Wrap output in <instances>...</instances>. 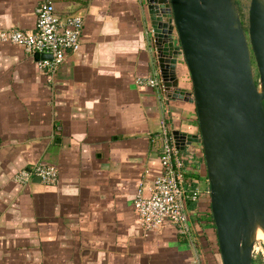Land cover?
<instances>
[{
  "label": "crops",
  "instance_id": "obj_1",
  "mask_svg": "<svg viewBox=\"0 0 264 264\" xmlns=\"http://www.w3.org/2000/svg\"><path fill=\"white\" fill-rule=\"evenodd\" d=\"M45 1L60 8L55 0H0V30L34 31ZM60 1L72 10L60 14L82 15L85 24L80 48L54 72L0 39V264H49L48 256L67 264H223L215 230L197 224L211 206L196 107L177 86L167 89L164 75L187 91L191 81L182 61L174 75L164 43L161 67L147 0ZM156 74L165 88L138 83ZM161 128L199 191L192 239L173 225L143 231L134 209L139 188L147 194L160 174ZM40 163L58 170L55 184L15 179Z\"/></svg>",
  "mask_w": 264,
  "mask_h": 264
},
{
  "label": "water",
  "instance_id": "obj_2",
  "mask_svg": "<svg viewBox=\"0 0 264 264\" xmlns=\"http://www.w3.org/2000/svg\"><path fill=\"white\" fill-rule=\"evenodd\" d=\"M147 10L161 67L164 43L174 75L182 61L191 81L187 91L164 75L196 107L222 262L252 264L264 228V0H251L247 32L235 0H147Z\"/></svg>",
  "mask_w": 264,
  "mask_h": 264
},
{
  "label": "built area",
  "instance_id": "obj_3",
  "mask_svg": "<svg viewBox=\"0 0 264 264\" xmlns=\"http://www.w3.org/2000/svg\"><path fill=\"white\" fill-rule=\"evenodd\" d=\"M84 24L82 15L60 14L52 1H45L38 9L34 31L20 28L1 29L0 39L20 45L31 54H51L52 59L43 60L40 65L54 72L69 51L80 48ZM138 83L160 89L164 87L158 74L139 78ZM160 137V174L153 179L147 194L144 186L139 188L133 204L134 209L143 231L173 225L181 237L191 238L193 228L188 202L197 201L199 191L192 189L186 158L176 147L168 128L162 130ZM36 176H39L44 184L53 185L58 179V170L54 166L40 163L30 170L21 171L16 180L28 183Z\"/></svg>",
  "mask_w": 264,
  "mask_h": 264
},
{
  "label": "rangeland",
  "instance_id": "obj_4",
  "mask_svg": "<svg viewBox=\"0 0 264 264\" xmlns=\"http://www.w3.org/2000/svg\"><path fill=\"white\" fill-rule=\"evenodd\" d=\"M56 4L58 6H60V10H63L65 12H71L72 10L71 9H65V6H70V2H67V1H60L58 2V0H55ZM239 4L242 6L241 9H240V13H241V18H242V21H243V24H244V28L246 30V32L248 31V15H249V8H250V2L251 0H239ZM247 26H246V25ZM182 65L185 66L184 62H182ZM184 70V69H183ZM182 68H179V74L182 76L184 75V72H186V69L183 71ZM254 70L256 72V68L254 66ZM172 73L171 71L169 72H166V74L169 76V74ZM184 78V77H183ZM256 79H258L257 77V73H256ZM162 128H164V126L162 125ZM161 128V133H162V129ZM20 174V173H18ZM17 174V175H18ZM16 179V177H15ZM188 239H192V236L191 238H188ZM42 250L43 249H40V252L42 254ZM23 251V249L19 250V249H16L15 251V254L16 253H21ZM29 251V254L30 257L34 256L32 259L34 260V258H38L40 257V254H34V251H36V249H30L28 250ZM34 254V255H33ZM253 261L255 262V264H264V241L263 240H258V241H254V253H253ZM14 258L10 257V264H19V263H14ZM48 261H49V264H67V263H63L61 261L56 263V262H53L52 258L48 256ZM28 262V261H27ZM69 264H72V263H69Z\"/></svg>",
  "mask_w": 264,
  "mask_h": 264
},
{
  "label": "trees",
  "instance_id": "obj_5",
  "mask_svg": "<svg viewBox=\"0 0 264 264\" xmlns=\"http://www.w3.org/2000/svg\"><path fill=\"white\" fill-rule=\"evenodd\" d=\"M236 1V4L238 6L239 9H241V5L239 4V0H235ZM246 25V24H245ZM247 26V25H246ZM203 149V147H202ZM182 154V153H181ZM184 155V154H182ZM204 166V171H205V175L207 178V169H206V163L203 165ZM190 177V174L188 175V178ZM200 177V176H199ZM190 179V178H189ZM191 183H192V189H195L197 187V184L194 183V181L191 180ZM210 186V185H209ZM193 192V191H192ZM191 192V193H192ZM188 206H189V209L192 210V209H195L196 208V201H193V200H189L188 202ZM210 210L204 215V219H205V222L203 220H198L197 224L202 227L203 224H209L213 227V229L215 230L216 232V227H215V223H214V219H213V215H212V211H211V207H209ZM193 232V231H192ZM184 238V237H183ZM185 239V238H184ZM252 264H255V262L253 261Z\"/></svg>",
  "mask_w": 264,
  "mask_h": 264
},
{
  "label": "bare ground",
  "instance_id": "obj_6",
  "mask_svg": "<svg viewBox=\"0 0 264 264\" xmlns=\"http://www.w3.org/2000/svg\"><path fill=\"white\" fill-rule=\"evenodd\" d=\"M254 240H263L264 241V228L261 225H257L254 232Z\"/></svg>",
  "mask_w": 264,
  "mask_h": 264
}]
</instances>
